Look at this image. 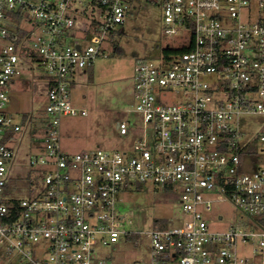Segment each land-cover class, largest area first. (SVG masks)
I'll return each instance as SVG.
<instances>
[{
  "label": "built area",
  "instance_id": "1",
  "mask_svg": "<svg viewBox=\"0 0 264 264\" xmlns=\"http://www.w3.org/2000/svg\"><path fill=\"white\" fill-rule=\"evenodd\" d=\"M154 1L176 44L135 66L129 112L140 125L118 122L131 147L70 153L61 143L63 118L87 115L71 101L74 75L107 54L132 0H0L3 251L31 264H108L97 245L130 235L118 209L128 201L123 194L150 184L176 197L184 219L144 232L147 255L134 264H264V124L259 146L244 142L240 126L243 115L264 117V0ZM35 63L47 74L46 124L30 162L43 184L35 176L36 192L20 198L10 194L16 151L7 134L22 125L7 107ZM222 203L233 204L241 221L215 228L227 221ZM40 242L49 258L32 252Z\"/></svg>",
  "mask_w": 264,
  "mask_h": 264
},
{
  "label": "rangeland",
  "instance_id": "2",
  "mask_svg": "<svg viewBox=\"0 0 264 264\" xmlns=\"http://www.w3.org/2000/svg\"><path fill=\"white\" fill-rule=\"evenodd\" d=\"M257 15L255 11L254 18ZM86 43L83 41V44ZM108 43L107 54L98 57L87 72H78L76 83L71 88L74 107L85 111L87 115L63 118L61 143L67 152L131 147L132 139L120 134L118 122L128 119L133 127L140 125L137 114L129 112L135 106V66L141 60L157 61L162 48L174 46L176 39L165 33L160 4L154 0H132L127 8L123 30L109 36ZM45 76V66L38 63L34 64V68L28 66L21 83L13 88L11 103L7 107L14 123L22 125V131L16 135L12 144L16 151V161L10 189L11 195L20 198L36 192L39 185L33 182L35 176H39L40 185L43 184V174L38 173L30 160L32 154L38 151L32 137H42L46 124ZM240 120L241 129L245 132L244 142L259 146L257 136L264 124V117L243 115ZM134 192L133 196L123 194V198L128 201L118 206L121 214L126 216L123 223L130 235L121 236L115 244L99 243L96 247L98 255L108 264H134L141 261L147 255L149 244V238L144 232L165 229L184 219L181 205L171 194L163 193L150 184L135 188ZM217 210L224 213L227 221L215 228L221 229L223 225L241 221V214L231 203H222L217 206ZM30 248L36 256L49 258V249L44 243L31 244ZM3 250L0 248L1 253ZM250 252L248 249L247 253ZM19 260L15 252L0 255V264Z\"/></svg>",
  "mask_w": 264,
  "mask_h": 264
},
{
  "label": "trees",
  "instance_id": "3",
  "mask_svg": "<svg viewBox=\"0 0 264 264\" xmlns=\"http://www.w3.org/2000/svg\"><path fill=\"white\" fill-rule=\"evenodd\" d=\"M118 49V48H117ZM188 49L186 47H182V48H177V49H173V48H166L164 50L165 54H169V53H182V52H185L187 51ZM35 57V56H34ZM36 59V57H35ZM92 67V66H91ZM89 67V68H91ZM88 68V69H89ZM14 131L10 130L8 131V136H7V140H9V136L10 138H12L14 136ZM6 252L4 251L3 253L0 252V255H4ZM8 264H31V263H28V262H25L23 260H19V261H16V262H11V263H8Z\"/></svg>",
  "mask_w": 264,
  "mask_h": 264
},
{
  "label": "crops",
  "instance_id": "4",
  "mask_svg": "<svg viewBox=\"0 0 264 264\" xmlns=\"http://www.w3.org/2000/svg\"><path fill=\"white\" fill-rule=\"evenodd\" d=\"M87 70L88 69H86V70H80V71H77L76 73H75V75H74V78H73V82H72V87L75 85V83H76V76H77V74H78V72H87ZM46 81H47V77L45 76V84H46ZM46 87H47V85H46ZM19 133V132H18ZM18 133H14V136L12 137V138H10V136H9V144L11 145V147H12V144H13V141L15 140V138H16V135L18 134ZM7 136H8V134H7ZM33 144L35 145V147L37 148V150L39 149V147H40V138H37V136H35V135H33ZM23 139V136H21V138H20V140H22ZM13 148V147H12ZM35 153V152H34Z\"/></svg>",
  "mask_w": 264,
  "mask_h": 264
}]
</instances>
